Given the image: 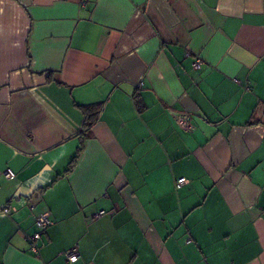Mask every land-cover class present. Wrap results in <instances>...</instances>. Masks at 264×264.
Wrapping results in <instances>:
<instances>
[{"label": "crops", "instance_id": "crops-1", "mask_svg": "<svg viewBox=\"0 0 264 264\" xmlns=\"http://www.w3.org/2000/svg\"><path fill=\"white\" fill-rule=\"evenodd\" d=\"M262 111L264 0H0V264H264Z\"/></svg>", "mask_w": 264, "mask_h": 264}, {"label": "built area", "instance_id": "built-area-1", "mask_svg": "<svg viewBox=\"0 0 264 264\" xmlns=\"http://www.w3.org/2000/svg\"><path fill=\"white\" fill-rule=\"evenodd\" d=\"M192 68L195 70H199L201 68V59L200 58H196L193 61ZM262 115H264V111H262ZM179 122H180L182 128L187 129L188 124L184 118H180ZM4 175L7 178H13L15 176L13 171H11L10 169H7L4 172ZM184 183H186V180L184 178H180L176 181L177 186H181ZM3 212L7 214V213H9V210L7 208H5V209H3ZM104 214H105L104 211H100L97 214H95L93 218H100ZM34 225H35V231L27 237V241L29 244V251L33 254H36L38 252L39 240L41 239V237L44 234V232L46 231V229L51 225V219H50L49 213L47 211H41L37 215ZM63 256L65 257L66 261L69 263H74V262L78 261L79 260V252H78L77 245L72 247L67 252L63 253ZM73 257L75 258L74 261L72 259Z\"/></svg>", "mask_w": 264, "mask_h": 264}, {"label": "trees", "instance_id": "trees-1", "mask_svg": "<svg viewBox=\"0 0 264 264\" xmlns=\"http://www.w3.org/2000/svg\"><path fill=\"white\" fill-rule=\"evenodd\" d=\"M87 112L88 113H86V121H85V133H86V135L88 133V130L91 128V126L95 122L96 115H97V109L95 107L87 108ZM86 138H87V136H85V139ZM81 149H82V147L79 148L78 153H80Z\"/></svg>", "mask_w": 264, "mask_h": 264}, {"label": "clouds", "instance_id": "clouds-1", "mask_svg": "<svg viewBox=\"0 0 264 264\" xmlns=\"http://www.w3.org/2000/svg\"><path fill=\"white\" fill-rule=\"evenodd\" d=\"M72 259H73V261L75 260V258H74V257H73Z\"/></svg>", "mask_w": 264, "mask_h": 264}]
</instances>
